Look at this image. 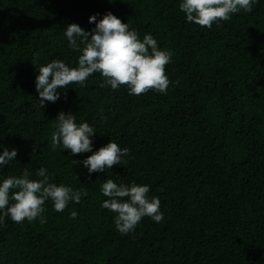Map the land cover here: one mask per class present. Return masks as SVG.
I'll return each instance as SVG.
<instances>
[{"label": "trees", "instance_id": "trees-1", "mask_svg": "<svg viewBox=\"0 0 264 264\" xmlns=\"http://www.w3.org/2000/svg\"><path fill=\"white\" fill-rule=\"evenodd\" d=\"M181 2L0 0V154L17 151L0 183L25 168L39 180L42 167L50 183L87 190L63 212L46 201L44 224H0V264H264V0L210 29L189 23ZM107 12L171 51L167 94L101 88L94 73L41 108L38 69L53 59L76 67L81 54L67 26L91 31L89 17ZM61 111L94 129L93 152L110 140L129 149L127 164L89 175L92 153L53 150ZM108 179L148 185L163 221L144 217L122 235L102 207Z\"/></svg>", "mask_w": 264, "mask_h": 264}, {"label": "clouds", "instance_id": "clouds-1", "mask_svg": "<svg viewBox=\"0 0 264 264\" xmlns=\"http://www.w3.org/2000/svg\"><path fill=\"white\" fill-rule=\"evenodd\" d=\"M258 2L259 0H182L179 10L186 15L189 23L210 29L213 23L227 21L232 14L241 10L251 13L253 5ZM89 23H95L91 31H85L78 24L72 23L64 32L68 46L74 52L81 53L76 67H69L64 61L53 59L38 69L35 88L41 108L45 107L46 102L55 103L59 100L60 89H68L70 84L84 87L87 79L94 73H99L102 77L101 88L117 90L126 86L129 95L136 96L150 90L167 94L172 82L165 69L171 62V51L160 49L151 34H146L141 41L136 31H130L128 24L111 12H107L98 21L96 15L90 16ZM55 121L53 150L59 146L72 155L92 153L82 161L89 175L127 164L124 157L129 155V149H121L111 140L93 152L90 138L95 135L94 129L86 122L77 125L73 114L61 111ZM33 151L35 152V147ZM16 156L15 149L4 147L0 154V166L14 160ZM30 175L25 168L20 176L8 177L0 183V224H4L8 218L17 224L25 220L31 223L39 218L40 223L44 224L46 201L52 202L54 211L63 212L70 201L80 203L81 197L87 195V190H73L69 186L50 183L45 168L36 170V175L41 178L39 180L29 179ZM12 189L16 191L10 192ZM149 191L148 185H118L111 179L102 184L101 192L108 197L102 207L116 214L115 227L122 235L133 232L144 217H149L156 223L163 221L160 200L156 196L150 198ZM76 216L75 211L71 212L70 218L74 219Z\"/></svg>", "mask_w": 264, "mask_h": 264}]
</instances>
